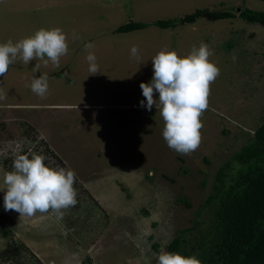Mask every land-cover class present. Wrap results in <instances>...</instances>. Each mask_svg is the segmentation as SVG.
Returning <instances> with one entry per match:
<instances>
[{
  "label": "rangeland",
  "instance_id": "1",
  "mask_svg": "<svg viewBox=\"0 0 264 264\" xmlns=\"http://www.w3.org/2000/svg\"><path fill=\"white\" fill-rule=\"evenodd\" d=\"M245 7L264 11V0H0V43L56 27L68 39L60 66L41 62L35 73L49 76L45 99L26 87L37 61H17L0 76V186L15 155L35 152L76 172L78 200L59 221L51 211L20 218L4 210L0 191V254L9 241L26 247L0 264H156L179 229L203 218L218 169L264 121V26L240 17ZM197 8L235 17L115 31ZM201 41L220 74L201 116V143L181 155L163 139L155 105L140 106L139 85L151 80L160 49L184 56ZM88 42L102 73L89 75ZM133 45L139 60L130 57Z\"/></svg>",
  "mask_w": 264,
  "mask_h": 264
},
{
  "label": "clouds",
  "instance_id": "2",
  "mask_svg": "<svg viewBox=\"0 0 264 264\" xmlns=\"http://www.w3.org/2000/svg\"><path fill=\"white\" fill-rule=\"evenodd\" d=\"M72 39H80L75 31ZM84 47L88 50L85 59L89 75L102 73L92 51L95 45L88 42ZM67 53L68 39L61 28H40L15 43L11 39L0 43V76H4L9 66L17 61L25 66L37 61L32 67L31 82L26 87L45 99L49 92V76L47 73L36 76L35 73L40 72L42 63L47 66L49 61L59 67L60 58ZM211 55L209 45L203 41L198 47L193 45L184 56L162 48L151 57V80L141 81L139 85L145 98L140 101V106L151 111L155 105L164 122L163 139L170 149L181 155H190L201 143V116L209 107L210 86L220 74L219 67L209 59ZM130 57L140 59L137 45L130 48ZM232 60L235 62V54ZM154 90L159 94L158 99H154ZM45 160L44 155L35 152L14 156L12 170L5 172L0 186V191L5 192V211H15L20 218L51 211L59 221L65 210L77 205L76 172L71 168L51 167ZM155 258L156 264H200L196 257L180 252L161 251Z\"/></svg>",
  "mask_w": 264,
  "mask_h": 264
},
{
  "label": "trees",
  "instance_id": "3",
  "mask_svg": "<svg viewBox=\"0 0 264 264\" xmlns=\"http://www.w3.org/2000/svg\"><path fill=\"white\" fill-rule=\"evenodd\" d=\"M238 15L264 26V11L243 8ZM235 17L229 10L197 8L182 17L150 22L130 21L115 31L129 32L150 24L161 28L193 23L198 18L218 20ZM203 218L191 228L179 229L167 251L194 256L200 264H264V121L218 169L213 190L207 195ZM203 224V225H201ZM25 246L9 241L2 260L21 257Z\"/></svg>",
  "mask_w": 264,
  "mask_h": 264
}]
</instances>
